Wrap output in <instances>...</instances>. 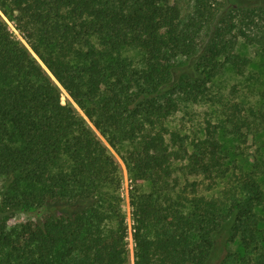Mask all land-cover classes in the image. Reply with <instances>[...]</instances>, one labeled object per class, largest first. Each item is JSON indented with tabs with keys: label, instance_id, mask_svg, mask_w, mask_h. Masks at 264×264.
I'll list each match as a JSON object with an SVG mask.
<instances>
[{
	"label": "trees",
	"instance_id": "16d2710c",
	"mask_svg": "<svg viewBox=\"0 0 264 264\" xmlns=\"http://www.w3.org/2000/svg\"><path fill=\"white\" fill-rule=\"evenodd\" d=\"M190 1L0 0V264H212L220 234L216 264H264L259 168L229 173L217 136L264 128V100L213 89L239 42L264 55V0ZM200 102L222 123L170 126Z\"/></svg>",
	"mask_w": 264,
	"mask_h": 264
},
{
	"label": "rangeland",
	"instance_id": "374dc122",
	"mask_svg": "<svg viewBox=\"0 0 264 264\" xmlns=\"http://www.w3.org/2000/svg\"><path fill=\"white\" fill-rule=\"evenodd\" d=\"M190 0H181L185 10L190 9ZM10 28L19 37L18 31L14 28L12 22L7 21ZM24 43L25 41L22 40ZM237 50L249 57V63L243 75L233 72L230 66L225 65L221 74L213 79V89L223 96V99H231L241 102L244 105L258 107L264 100V55L257 54L249 45L239 42ZM134 62H138L141 57L137 49H129L124 52ZM61 101L66 98L70 99L67 92L61 87ZM82 113V112H81ZM83 114V113H82ZM84 115V114H83ZM85 116V115H84ZM206 119L213 122L222 123V118L219 115L215 105L208 102H200L187 104L173 116L169 122L170 126L179 129L181 132H190L200 129ZM218 140L221 143V148L226 156V165L229 168V173L238 170H250L254 166H258L257 178L262 188L264 189V128L259 131L246 132L245 136H234L227 131L225 127H220L218 130ZM113 151L112 148H110ZM121 163L122 183L119 189V194L122 198V207L126 213L128 224V249L131 261L133 260V241L131 235V207L129 204V175L125 164L121 158L114 152ZM191 178H189L190 180ZM1 184V180H0ZM223 181H219L216 189L221 187ZM213 191L204 192L206 195ZM33 217V214H19L17 219H27ZM224 233V232H222ZM224 234H220L215 248L212 264H216V258L223 251ZM228 248L236 249V243L229 244ZM240 249V247H238ZM211 264V263H210Z\"/></svg>",
	"mask_w": 264,
	"mask_h": 264
},
{
	"label": "water",
	"instance_id": "95a60500",
	"mask_svg": "<svg viewBox=\"0 0 264 264\" xmlns=\"http://www.w3.org/2000/svg\"><path fill=\"white\" fill-rule=\"evenodd\" d=\"M37 58V57H36ZM39 60V62L41 63V61H40V59H38ZM42 65H43V63H41ZM44 66V65H43ZM45 67V66H44ZM46 68V67H45ZM46 70L48 71V69L46 68ZM49 72V71H48ZM50 73V72H49ZM50 75H51V73H50ZM52 76V75H51ZM54 78V77H53ZM55 79V78H54ZM57 82V81H56Z\"/></svg>",
	"mask_w": 264,
	"mask_h": 264
}]
</instances>
